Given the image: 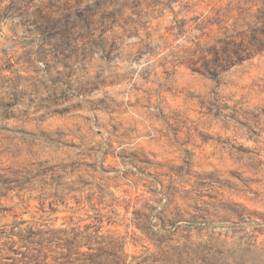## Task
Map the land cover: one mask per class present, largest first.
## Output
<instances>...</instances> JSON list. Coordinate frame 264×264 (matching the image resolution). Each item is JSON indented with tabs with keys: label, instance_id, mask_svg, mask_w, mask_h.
Instances as JSON below:
<instances>
[{
	"label": "rangeland",
	"instance_id": "rangeland-1",
	"mask_svg": "<svg viewBox=\"0 0 264 264\" xmlns=\"http://www.w3.org/2000/svg\"><path fill=\"white\" fill-rule=\"evenodd\" d=\"M0 264H264V0H0Z\"/></svg>",
	"mask_w": 264,
	"mask_h": 264
}]
</instances>
